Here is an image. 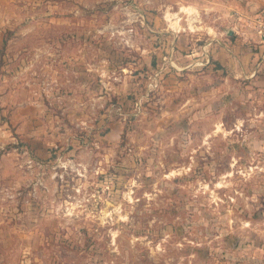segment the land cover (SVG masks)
I'll return each mask as SVG.
<instances>
[{
  "label": "rangeland",
  "instance_id": "1",
  "mask_svg": "<svg viewBox=\"0 0 264 264\" xmlns=\"http://www.w3.org/2000/svg\"><path fill=\"white\" fill-rule=\"evenodd\" d=\"M164 5L0 0V264H264V82Z\"/></svg>",
  "mask_w": 264,
  "mask_h": 264
},
{
  "label": "crops",
  "instance_id": "2",
  "mask_svg": "<svg viewBox=\"0 0 264 264\" xmlns=\"http://www.w3.org/2000/svg\"><path fill=\"white\" fill-rule=\"evenodd\" d=\"M263 5L264 0H179L177 8L164 5L163 16L168 29L183 20L184 31L196 28L207 37L197 44L206 53L197 60L201 65L216 60L218 72L223 66L232 79L256 83L264 82V36L256 20Z\"/></svg>",
  "mask_w": 264,
  "mask_h": 264
},
{
  "label": "built area",
  "instance_id": "3",
  "mask_svg": "<svg viewBox=\"0 0 264 264\" xmlns=\"http://www.w3.org/2000/svg\"><path fill=\"white\" fill-rule=\"evenodd\" d=\"M256 20L259 22V34L264 36V5L262 9L257 13Z\"/></svg>",
  "mask_w": 264,
  "mask_h": 264
},
{
  "label": "bare ground",
  "instance_id": "4",
  "mask_svg": "<svg viewBox=\"0 0 264 264\" xmlns=\"http://www.w3.org/2000/svg\"><path fill=\"white\" fill-rule=\"evenodd\" d=\"M171 15V14H170ZM177 16V15H176ZM171 17V16H170ZM175 18V17H174ZM169 19V18H168ZM171 19V18H170ZM177 19V18H176ZM174 26L176 27V28H179L180 27V24H179V22H178V20H175V22H174Z\"/></svg>",
  "mask_w": 264,
  "mask_h": 264
}]
</instances>
